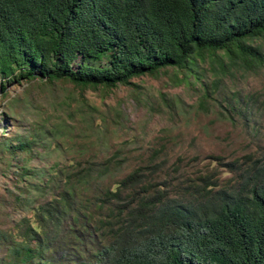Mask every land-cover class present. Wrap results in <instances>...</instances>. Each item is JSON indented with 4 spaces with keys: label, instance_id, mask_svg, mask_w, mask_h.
Listing matches in <instances>:
<instances>
[{
    "label": "trees",
    "instance_id": "obj_1",
    "mask_svg": "<svg viewBox=\"0 0 264 264\" xmlns=\"http://www.w3.org/2000/svg\"><path fill=\"white\" fill-rule=\"evenodd\" d=\"M261 37L264 0H0V79L112 89L171 67L188 81L220 50L233 65L263 64ZM247 104L229 110L246 119ZM87 130L56 122L1 138L15 157L39 142L78 157L15 166L22 216L0 228V264H264V156L226 162L236 178L219 185L157 152L128 171L118 152L85 157L102 143Z\"/></svg>",
    "mask_w": 264,
    "mask_h": 264
},
{
    "label": "rangeland",
    "instance_id": "obj_2",
    "mask_svg": "<svg viewBox=\"0 0 264 264\" xmlns=\"http://www.w3.org/2000/svg\"><path fill=\"white\" fill-rule=\"evenodd\" d=\"M254 44L264 55V37ZM217 54L197 62L199 78L188 81L182 79L183 71L171 67L112 89L60 80L6 84L7 78H1L0 89L4 83L15 100L4 99L0 91V140L56 122L71 124L77 132L93 127L102 143L87 150L85 157L118 152L127 158L128 171L149 163L157 152L155 162L166 161L169 169L178 164L183 171L210 173L219 185L233 182L236 177L226 162L238 160L245 166L264 156V63L233 65L221 50ZM236 97L248 100L246 119L229 110ZM75 157V150L61 152L42 142L30 155L15 157L0 151V228H9L22 216L9 195L22 185L13 175L16 165L48 168Z\"/></svg>",
    "mask_w": 264,
    "mask_h": 264
}]
</instances>
